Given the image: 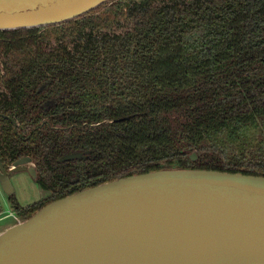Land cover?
<instances>
[{
  "label": "trees",
  "instance_id": "trees-1",
  "mask_svg": "<svg viewBox=\"0 0 264 264\" xmlns=\"http://www.w3.org/2000/svg\"><path fill=\"white\" fill-rule=\"evenodd\" d=\"M0 58V160L29 157L49 193L9 196L17 216L158 169L264 176V0H112L1 30Z\"/></svg>",
  "mask_w": 264,
  "mask_h": 264
},
{
  "label": "water",
  "instance_id": "water-1",
  "mask_svg": "<svg viewBox=\"0 0 264 264\" xmlns=\"http://www.w3.org/2000/svg\"><path fill=\"white\" fill-rule=\"evenodd\" d=\"M111 1L0 0V31L59 24ZM21 171L36 178L29 157L7 169L0 160L7 197L9 173ZM0 264H264V176L169 168L105 182L1 231Z\"/></svg>",
  "mask_w": 264,
  "mask_h": 264
},
{
  "label": "rangeland",
  "instance_id": "rangeland-1",
  "mask_svg": "<svg viewBox=\"0 0 264 264\" xmlns=\"http://www.w3.org/2000/svg\"><path fill=\"white\" fill-rule=\"evenodd\" d=\"M162 1H160L161 3ZM159 3V1H158ZM129 22L121 19L118 27L112 28L113 31L122 32L129 25ZM0 62L2 63V59L0 58ZM9 181L13 188V198L16 200L18 205L25 207L33 202L43 200L49 196V193L40 189L36 184L35 180L29 175L26 171L21 172H10L8 175ZM0 211L2 215H6L8 213H14V208L11 205L7 195L2 191L0 187ZM17 216V215H16ZM1 217V215H0ZM19 220H24L25 218L21 215L18 216ZM14 220L12 217H6L0 220V232L14 224Z\"/></svg>",
  "mask_w": 264,
  "mask_h": 264
},
{
  "label": "built area",
  "instance_id": "built-area-1",
  "mask_svg": "<svg viewBox=\"0 0 264 264\" xmlns=\"http://www.w3.org/2000/svg\"><path fill=\"white\" fill-rule=\"evenodd\" d=\"M4 72H3V65H2V63L0 62V75H2ZM0 215H1V217H0V220H2V219H4V218H6V217H12L13 218V220L15 221V222H19V221H21V220H19V218H18V216H16L14 213H8V214H6V215H2V213H1V211H0Z\"/></svg>",
  "mask_w": 264,
  "mask_h": 264
}]
</instances>
